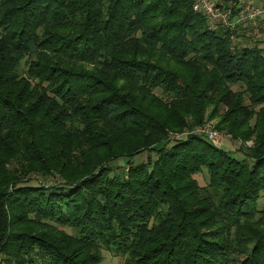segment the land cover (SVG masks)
<instances>
[{
    "label": "trees",
    "instance_id": "obj_1",
    "mask_svg": "<svg viewBox=\"0 0 264 264\" xmlns=\"http://www.w3.org/2000/svg\"><path fill=\"white\" fill-rule=\"evenodd\" d=\"M193 3L0 0V264H264V49Z\"/></svg>",
    "mask_w": 264,
    "mask_h": 264
},
{
    "label": "rangeland",
    "instance_id": "obj_2",
    "mask_svg": "<svg viewBox=\"0 0 264 264\" xmlns=\"http://www.w3.org/2000/svg\"><path fill=\"white\" fill-rule=\"evenodd\" d=\"M221 2H223V1H221ZM252 34L257 35V34H254L253 32H252ZM233 44H234V46L239 47L244 43L242 41L234 40ZM233 90L241 91L242 89L239 85H237V86L235 85V86H233ZM156 94L163 96L162 91L159 89L156 90ZM246 104H249L248 100H246ZM216 107L214 105H211L207 108L205 116H204V123L203 124H201L199 126H194L193 128H187L182 133L171 132L170 137H172V139H176L178 136L180 137V135H185V134L186 135L197 134L199 136L204 137L206 134H202L201 132H203L205 129H207L209 131L216 132L220 136V139H219L221 142L220 147H222L223 149H226V150L230 149L232 151L233 155L239 158L242 155L241 152H244L243 149H245V148L246 149H252L255 147V140L253 138L250 140H243L240 138L237 139L234 136H232L231 134H229L227 131H223V130L218 129L217 125L221 121V116L226 111V108L221 107V106L218 107L217 114L212 117V114L215 111ZM192 121H194V120H192ZM190 124H192V123H190ZM133 161L136 164L146 162L147 161V153L136 156L133 159ZM124 164H125V160H119V161L112 163L111 166L117 168L118 166H124ZM31 178H32V180L30 181V184H32V185H41V184L49 185L52 183H58L59 182L58 178L45 179L43 177H39L36 175H32ZM196 178L198 179L201 186H205L208 184L209 176L207 173L204 172V174H202V175L199 174L196 176ZM262 203L264 204V202H262ZM66 231L69 233H73L72 229H66ZM102 255L104 257L102 264H125V258L123 256L116 254L113 251L104 249L102 251ZM243 258L244 257H241V259H243Z\"/></svg>",
    "mask_w": 264,
    "mask_h": 264
},
{
    "label": "built area",
    "instance_id": "obj_3",
    "mask_svg": "<svg viewBox=\"0 0 264 264\" xmlns=\"http://www.w3.org/2000/svg\"><path fill=\"white\" fill-rule=\"evenodd\" d=\"M194 10L202 13L209 25V28L215 30L219 27L237 31L239 27L251 28L253 33H257L261 27V19L264 14V8L253 4H247L238 14L234 15V5L225 4L218 0H194ZM236 40V35L232 37ZM238 41V40H237ZM202 134L213 145L220 147V136L213 131L205 129ZM179 138V136L177 137Z\"/></svg>",
    "mask_w": 264,
    "mask_h": 264
},
{
    "label": "crops",
    "instance_id": "obj_4",
    "mask_svg": "<svg viewBox=\"0 0 264 264\" xmlns=\"http://www.w3.org/2000/svg\"><path fill=\"white\" fill-rule=\"evenodd\" d=\"M223 1L225 4L234 5V10H238V13L242 11L247 4H253L264 8V0H218ZM253 30L251 28H245L241 26L238 28L236 34V40L242 41L245 47L257 46L260 49H264V14L261 19V27L257 35L252 34Z\"/></svg>",
    "mask_w": 264,
    "mask_h": 264
}]
</instances>
